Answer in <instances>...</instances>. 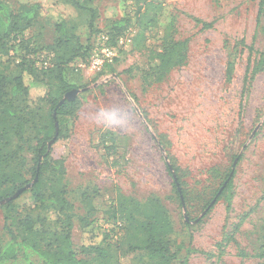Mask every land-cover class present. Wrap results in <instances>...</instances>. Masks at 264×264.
Instances as JSON below:
<instances>
[{"label": "rangeland", "instance_id": "rangeland-1", "mask_svg": "<svg viewBox=\"0 0 264 264\" xmlns=\"http://www.w3.org/2000/svg\"><path fill=\"white\" fill-rule=\"evenodd\" d=\"M2 1L12 10L24 3L44 6L23 42L13 41L0 57L1 71L10 76L19 73L26 54L35 63L50 60L53 67L51 46L59 38L56 22L62 15L84 46L93 42V47L112 21L130 19L119 36L132 40L118 46L112 63L99 71L79 67L89 63L92 48L90 55L72 61L65 74L80 92L51 158L65 160L63 183L73 205L72 240L78 256L94 257L82 253V245L109 240L110 255L102 259L110 262L104 264H154L137 248L138 238L131 237L138 229L121 215L114 219L113 209L121 197L140 202L153 197L168 211L171 239L184 245L181 258L188 264H264V257L256 256L264 249V65L254 72L264 51V34L257 28L259 0H79L98 8L92 30L90 12L69 0ZM167 25L175 40H187L188 58L156 81V53L162 51ZM24 76L31 83V76ZM46 92L32 87L29 104L36 105ZM39 106L48 112L45 102ZM109 107L125 109L128 123L120 129L95 126L92 113ZM29 142L22 154L31 180ZM168 164L173 174L172 165L178 167L187 192L184 202ZM231 171V189L205 208ZM16 199L20 209L31 211L30 193ZM4 213L0 208L1 234ZM228 236L230 242L220 247ZM7 240L2 236L0 245ZM240 250L248 256H240Z\"/></svg>", "mask_w": 264, "mask_h": 264}, {"label": "trees", "instance_id": "trees-1", "mask_svg": "<svg viewBox=\"0 0 264 264\" xmlns=\"http://www.w3.org/2000/svg\"><path fill=\"white\" fill-rule=\"evenodd\" d=\"M69 1L80 10L90 12L88 27L92 30L98 8L85 6L79 0ZM43 11L44 6L38 2L24 3L17 10H12L0 0V57L8 52L11 47L9 44L13 41L19 39L23 42L25 30L38 22ZM129 23L130 19L127 17L111 22L108 31L105 32L110 36V44L115 43V39L123 33ZM211 25L204 23L205 27ZM170 27L171 25H167L164 30L162 51L156 53L158 58L156 81L162 80L174 67L187 62V40H175ZM257 28L264 34V0H259ZM56 30L59 38L51 46L56 53L53 67L39 70L34 59L26 54L19 62L18 74L10 76L4 74L0 68V201L13 196L37 177L33 186L23 192L31 195V211L20 209L17 199L0 205L5 211L3 234L0 233V238L4 235L8 237V240L0 245V264H104L105 260L110 262L109 259L104 261L102 259L107 258L111 251L110 242L105 239L103 240L106 246L98 243L82 245L81 252L87 255L94 254V257L78 256L72 240L73 205L63 183L66 174L65 160L51 158L52 147L64 136L65 120L73 113L77 102L66 101L58 106L65 94L76 87L65 77L67 67L75 59L90 55L93 48V42H88L84 46L63 15L57 18ZM242 44L245 42L242 41ZM249 50L250 53L255 52L253 45ZM262 65L264 51L260 53V61L254 72ZM250 66L249 59L246 74ZM25 73L31 76V83L26 82ZM228 73L231 74V65ZM34 86L43 87L47 92L39 98L36 105H31L30 92ZM43 102L49 107L47 113H43L41 106L37 107ZM56 121L59 122L57 137ZM51 141L54 142L50 147ZM28 142L34 154L33 164L28 169L32 176L31 180L26 177V159L22 154ZM105 147L112 149L113 145ZM172 166L174 174L169 164L167 168L172 173L180 201L184 202L187 199V192L181 187L178 167ZM232 174L233 171L229 172L212 199L204 205L205 208L212 207L214 200L217 201L231 189ZM113 209L114 219L117 220L121 215L124 221L138 229L131 237L138 238L137 248L144 250L154 264H188L186 257L181 258L184 245L171 239L173 223L168 211L158 199L150 197L146 202H140L125 196L118 200ZM37 211L40 212L35 216L34 213ZM52 224L57 225V228ZM230 240L231 237L228 236L218 245L221 247ZM239 253L242 257L248 256L243 250ZM256 256L264 257V249Z\"/></svg>", "mask_w": 264, "mask_h": 264}, {"label": "built area", "instance_id": "built-area-1", "mask_svg": "<svg viewBox=\"0 0 264 264\" xmlns=\"http://www.w3.org/2000/svg\"><path fill=\"white\" fill-rule=\"evenodd\" d=\"M132 38L125 34L117 38L116 44L112 45L109 43V37L106 34H101L99 36V42L96 43L92 50L91 58L89 63H79L78 66L82 68L88 67L92 71L102 70L107 64L113 62L118 54V46L130 43ZM40 68H48L51 66L50 60L38 59L37 62Z\"/></svg>", "mask_w": 264, "mask_h": 264}, {"label": "clouds", "instance_id": "clouds-1", "mask_svg": "<svg viewBox=\"0 0 264 264\" xmlns=\"http://www.w3.org/2000/svg\"><path fill=\"white\" fill-rule=\"evenodd\" d=\"M91 122L104 129H120L128 123V113L120 107L103 108L92 113Z\"/></svg>", "mask_w": 264, "mask_h": 264}, {"label": "water", "instance_id": "water-1", "mask_svg": "<svg viewBox=\"0 0 264 264\" xmlns=\"http://www.w3.org/2000/svg\"><path fill=\"white\" fill-rule=\"evenodd\" d=\"M79 92H80L79 89H72V90H70L69 92H67V93L65 94L64 98L60 101V103H59L58 106H61V105L64 104L66 101H73V100L76 98V96H77V94H78ZM54 116L56 117V114H54ZM58 134H59V123H58V121H56V137L58 136ZM52 142H53V141H51V143H52ZM51 143H50V144H51ZM50 144H49V146H50ZM36 181H37V177H36V179H35L32 183H29V184H27L25 187H22V188L19 189V190L13 195V196L8 197V198H6V199L0 201V203H5V202H8V201H10V200H12V199H16V198H18L19 195L22 194L25 190L30 189ZM214 201H215V200H214ZM214 201H213V202H214ZM186 219L188 220V216H186Z\"/></svg>", "mask_w": 264, "mask_h": 264}]
</instances>
